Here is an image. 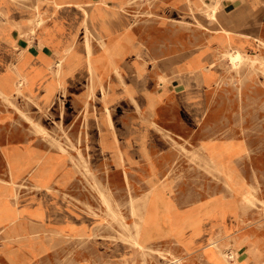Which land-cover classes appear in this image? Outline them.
I'll use <instances>...</instances> for the list:
<instances>
[{
  "label": "rangeland",
  "instance_id": "obj_1",
  "mask_svg": "<svg viewBox=\"0 0 264 264\" xmlns=\"http://www.w3.org/2000/svg\"><path fill=\"white\" fill-rule=\"evenodd\" d=\"M102 1L106 10L94 20L92 11L96 5L91 3V30L82 26L83 36L80 31L75 38L73 53L80 55V60L71 75L59 76L57 68H52L56 77L49 84H38L35 80L31 83L32 80L21 75L15 83L7 82L8 98L0 94V242L3 238L19 240L40 235L46 238L54 235L79 237L72 241L68 260L67 254L57 262L49 258L37 261L40 264L74 263L77 251L84 249L93 255L97 251L94 246L101 241L107 247L117 241L131 245L141 259L140 264H198L176 257L161 245L143 249L135 245L132 238L138 239L140 235L130 224L126 210L135 201L134 215H138L140 209L150 202L149 196H138L140 191L129 182L124 185L119 173L114 172L116 167L124 164L116 162L118 156L122 159V153L118 145L114 149L117 140L113 142L116 138L113 122L116 120L124 125L123 119L127 117V112L122 109L132 108L133 104L136 107L142 105L132 97L137 93L142 101L148 97L149 106L154 108L157 102H161L157 101L160 94L169 88L175 90V84L169 82L175 77L167 80L159 75L156 83L157 72L167 65L178 46L185 49L184 54L197 47L200 49L198 58L188 60L184 69L189 74L178 83L179 89L183 88L181 94L190 106L199 109L202 107L203 86L215 85L207 90L203 125L190 132L191 124L186 121L189 132L185 134H193L194 141L204 137L242 139L240 151L244 155L234 161L228 181L223 179V168L214 160L199 153L190 159L196 163L197 159L203 161L206 167L197 163L199 168L215 177L219 188L220 183L227 181V188L232 193L235 221L241 226L232 247L226 250L229 254L236 251L234 258L229 257L231 264L236 260L238 264H264V3L261 0H221V15L219 11L214 14L212 9L218 0H181L178 3H171V0H124L119 4ZM19 2H33L32 7L36 6V0ZM39 18L35 17L31 34L37 33ZM231 19L233 23L229 26ZM243 19H248L244 29L237 30ZM132 27L136 29L139 42L130 34ZM242 32L249 33L251 38ZM87 40L92 48L93 72L89 71L86 59ZM235 50L241 51L246 59L233 63L229 53ZM109 51L113 52L112 59ZM206 53L208 56H204ZM128 55L130 59H127ZM124 60L132 61L136 66L138 83L133 76L120 77ZM142 61L148 67V79ZM178 70L176 68V72ZM113 72L121 83L109 78ZM78 75L86 76L84 83L73 82ZM105 102L108 103V115ZM160 106L171 108L176 105L162 100ZM28 118L41 125L45 132L39 131ZM155 129L163 132L157 126ZM20 142L25 144L4 147L8 143ZM5 158L10 166L11 180H5L8 179ZM22 168L31 169L30 178L18 181L15 171ZM58 172L61 176L72 172L64 188L69 199L87 211L88 223H75V213L70 216L64 208L60 210L44 200L54 190L52 183L59 181L54 179ZM37 193L42 199L35 197ZM107 200L114 212L119 213L113 215ZM54 219L61 220V229L49 227ZM125 223H129V229ZM137 223L141 233V223ZM212 247L218 252L217 264H226L219 245ZM0 264L7 262L0 258ZM105 264L113 263L106 261Z\"/></svg>",
  "mask_w": 264,
  "mask_h": 264
},
{
  "label": "crops",
  "instance_id": "obj_2",
  "mask_svg": "<svg viewBox=\"0 0 264 264\" xmlns=\"http://www.w3.org/2000/svg\"><path fill=\"white\" fill-rule=\"evenodd\" d=\"M58 1L63 5L60 9L54 6V0L41 4V9L47 12L49 20L45 28H41L37 31V35L33 36L30 31L37 15L33 14L35 9L32 7L33 2L23 4L19 0H9L8 6H3L2 4L5 3L0 0V9L10 11L6 17L1 16L2 24L5 23V19L7 24L0 27V46L6 44V47L0 48V82L15 83L21 75L32 80L28 72L33 69L36 83H53L56 75L51 69L57 68L55 63L62 56L64 48L73 45L76 36L80 33L84 9L90 12L92 9L87 6L92 2L95 5H103L102 0ZM110 1L115 4L124 2V0ZM180 1L171 0V3ZM261 2L264 3V0ZM247 21L248 19H243L237 30L244 29ZM232 23L231 19L229 26ZM242 33L251 38L249 33ZM130 34L139 42L136 29L132 27ZM41 37L43 41H40ZM184 51L185 49L181 50L178 46L167 65L155 75L156 83L159 75H163L167 80L175 77L173 81L169 79V82L175 84V90L169 88V91L160 94L157 101L166 100L176 106L163 108L160 106L161 102H157L156 106L151 108L148 97L142 101L140 97H137V93L132 98L141 101L142 105L136 107L133 104L132 108L122 109L125 113L127 112V117L123 119L124 125L116 120L113 122L116 137L113 142L117 140V144L114 143V149L118 145L122 153V159L118 156L116 162L124 164L123 167H116L114 172L119 173L124 185L127 186L129 182L132 187L140 191L138 196H149L150 202L140 209L138 215L133 214L132 207L126 210L132 226L136 221L141 223V239L148 247L161 245L162 248L170 249L176 257L179 256L184 260L198 264H217L218 252L212 246L219 245L222 251L228 250V247H232L235 242V234L241 226L238 221H235L232 193L227 188V179L229 175H232L234 161L244 155V152L240 151L242 139L204 137L194 141L193 134H185L188 131L185 126L186 121L191 124L190 132L203 125L207 90L213 88L215 83L209 87L203 86L201 108L194 109L190 106L181 94L183 88L179 89L178 83H181L184 75L189 74L184 67L188 60L198 58L200 49L194 48L188 54L182 53ZM129 57L130 55L127 59H130ZM77 60H80V55H74V59L69 63L68 76L74 72L73 68ZM141 64L145 69L148 68L143 61ZM121 65L123 74L120 77L125 79L133 76L138 83L139 76L134 63L124 60ZM176 68L179 69L178 72ZM85 78L84 75H78L73 82L82 84ZM109 78H112L115 83H121L119 76L114 72L109 75ZM145 78H149L147 69ZM58 93L60 91L56 93L54 100ZM155 126L161 128L163 132L155 129ZM24 144V142L8 143L4 147L11 148ZM195 153L212 159L220 165L223 168L221 172L223 179L227 180L226 183H220L219 188L215 177L203 168L201 170V167L197 165L199 163L204 166L203 161L201 162L200 159H197V163L191 161L190 156L193 155L195 158ZM5 164L8 177L5 180H11L10 166L6 158ZM15 174L18 181L25 180L28 176L30 178L31 169L22 168L20 171H15ZM71 174L72 172H68L61 176V172H58L54 179L59 181L52 183L54 190L46 195L44 200L60 210L64 208V212L69 213L70 216L75 213L76 217L73 219L75 223H88L87 211L70 200L64 188ZM36 197L41 198V194L37 193ZM73 220L70 219V221ZM49 227L61 229L62 222L54 219ZM76 239L79 237L68 238L66 235H54L50 238L44 235L27 236L19 240L3 238L0 242V258L7 264H40L37 261L49 258L57 262L68 254L66 258L68 260L72 241ZM94 248L97 251L92 253L93 255L84 249L77 251L74 263L68 264H105L106 261H111L113 264H140L139 261H141L135 254L134 248L122 241H117L110 247L101 241Z\"/></svg>",
  "mask_w": 264,
  "mask_h": 264
},
{
  "label": "bare ground",
  "instance_id": "obj_3",
  "mask_svg": "<svg viewBox=\"0 0 264 264\" xmlns=\"http://www.w3.org/2000/svg\"><path fill=\"white\" fill-rule=\"evenodd\" d=\"M4 1V3L5 4H2L3 6H8V1L9 0H3ZM55 2H54V6L57 8V9H60V8H62V4L58 1V0H54ZM134 1V0H133ZM156 1V0H155ZM202 1H204V0H202ZM24 2V1H23ZM46 2V0H36V6H35V9H34V13L33 14H37L36 15V18H38V16H40V18H39V20L37 21V30L36 31H39L41 28L42 29H44L45 28V26L47 25V22H48V20H49V15L47 14V12L44 10V9H41V4H44ZM83 2V1H82ZM128 2V1H127ZM149 2V1H148ZM93 3V2H92ZM126 3V2H125ZM192 3V2H191ZM68 4V3H67ZM73 4V3H72ZM83 4V3H82ZM1 5V6H2ZM95 5V4H94ZM89 6H91V5H88L87 7H89ZM85 7H86V5H85ZM73 8V7H72ZM190 8V7H189ZM88 9V8H87ZM104 9H105V7H103V6H99V5H96L95 7H94V9H93V19L95 20V19H98V17H99V15H100V13L101 12H104ZM200 9V8H199ZM212 9H213V12H214V14L216 13V12H220L221 13V15L223 14V8H222V5H221V0H218L217 2H216V4L212 7ZM209 10V9H208ZM10 11L9 10H6V11H3L2 9H0V27L2 26V25H4V24H7V21H6V19H5V23L4 24H2V19H1V16H4V17H6L7 15H8V13H9ZM4 13V14H3ZM208 15H210V14H208ZM212 17V16H211ZM8 18V17H7ZM157 19V18H156ZM35 22H36V19H35ZM35 22H34V24H35ZM82 23H83V26L85 27V29L87 28V31H89V30H91V15H90V12L89 11H87L86 9H84V16H83V21H82ZM81 23V24H82ZM32 26H34V25H32ZM80 27L82 26V25H79ZM95 27V26H94ZM236 27V26H235ZM205 28V27H204ZM208 28V27H207ZM219 29V28H218ZM34 30V27H32V29H31V31H30V33L32 32ZM222 30V29H221ZM95 31V30H94ZM225 31H227L228 32V29H225ZM233 31V30H232ZM234 32H235V29H234ZM25 34V33H24ZM36 34V33H35ZM35 34H32V35H35ZM75 34V33H74ZM100 34V33H99ZM37 35V34H36ZM39 35V34H38ZM28 39V38H27ZM89 40V39H88ZM87 40V56H86V59H87V61H88V63H89V71H91V72H93L94 70H95V65H94V62H92V54H91V51H92V48H91V45H90V42ZM92 40V39H91ZM120 40V39H119ZM40 41H43V37H41L40 38ZM99 41H100V39H99ZM117 42H119V41H117ZM73 44V43H72ZM74 45V44H73ZM73 45H71V46H68L67 48H64V50H63V54H62V56L56 61V63H55V65H56V67H57V72H58V74H59V76L61 75H63V74H65V75H67V68H68V65H69V63L74 59V53H73ZM124 47V46H123ZM107 48V47H106ZM197 48V47H196ZM229 49V48H228ZM228 53V52H227ZM111 54H113V52L112 51H109V57H110V59H112L111 58ZM129 54V53H128ZM222 54H224V53H222ZM125 56V55H124ZM229 56H230V58L233 60V63H234V61H241V60H245L246 59V57L242 54V52L241 51H239V50H235V51H233V52H230L229 53ZM67 59H69V62H67ZM257 61V60H256ZM231 62V61H230ZM249 63V62H248ZM255 63V62H254ZM31 64V63H30ZM113 64H115V63H113ZM237 65V64H236ZM235 65V66H236ZM213 66V65H212ZM116 68V67H115ZM214 68V67H213ZM99 69V68H98ZM196 70V69H195ZM29 76H30V78L32 79V80H35V77H34V72H33V69H30L29 70ZM93 74V73H92ZM123 79V78H122ZM6 81V80H5ZM101 81V80H100ZM101 83V82H100ZM102 84V83H101ZM7 82H0V94L1 95H3L5 98H8V96L6 95V88H7ZM143 86H144V84H143ZM8 87H10V86H8ZM146 89V88H145ZM91 91H93V88H92V90ZM48 92V91H47ZM93 92H90V94H92ZM32 94V93H31ZM19 96V95H18ZM13 97V96H12ZM13 101V100H12ZM36 101V100H35ZM11 104H12V102H11ZM105 104H106V111H107V115L109 114V108H108V103L107 102H105ZM12 105H14V104H12ZM16 106V105H15ZM19 111H22V110H20V109H18ZM27 113V112H26ZM29 119V121H30V123H32L33 125H37V127H38V130L39 131H42V132H45V129L44 128H42L41 127V125H39L36 121H34V120H32V118H28ZM111 123V122H110ZM56 144H58L59 145V147L60 148H62L63 149V147H62V145L56 140ZM201 157V156H200ZM197 158V157H196ZM203 159H205V158H203ZM88 162V161H87ZM195 162V161H194ZM214 162V161H213ZM209 163V162H208ZM208 165V164H207ZM125 172V171H124ZM85 173H87V171L85 172ZM231 174V173H230ZM242 176V175H241ZM230 178V177H229ZM237 178H239V177H237ZM232 179V178H231ZM23 181V180H22ZM236 181V180H235ZM237 181H238V179H237ZM17 183V182H16ZM17 185H19V184H17ZM38 185V184H37ZM39 186V185H38ZM21 187H22V185H21ZM42 187V186H41ZM249 187V186H248ZM47 188V187H46ZM5 189V188H4ZM51 189V188H50ZM12 190V189H11ZM110 190V189H109ZM38 191V190H37ZM40 191V190H39ZM240 191V190H239ZM2 192V191H1ZM14 192V191H13ZM104 192H106V191H104ZM6 193V192H5ZM129 193V192H128ZM103 194V193H102ZM0 195H1V193H0ZM6 195V194H5ZM104 195V194H103ZM35 196V195H34ZM36 197V196H35ZM104 198H105V196H104ZM130 198V197H129ZM20 199V198H19ZM107 199V198H106ZM128 200V199H127ZM132 200V199H131ZM130 199H129V201H131ZM106 203L108 204V207H109V210L113 213V215L115 214V212H117V213H119L118 211H115L114 212V210H113V208H112V205L109 203V201L107 200L106 201ZM134 203H135V201L132 203L133 204V207H132V204H131V209H133L134 211H132L133 212V214L135 213V209H134ZM27 204V203H26ZM111 205V206H110ZM144 205V204H143ZM139 207V206H138ZM17 209V208H16ZM116 210H117V208H115ZM138 209H140V208H138ZM116 216V215H115ZM122 216V215H121ZM116 218H117V216H116ZM118 219V218H117ZM116 220V219H115ZM123 220V219H122ZM121 220V221H122ZM241 220V219H240ZM90 221H92V220H90ZM95 221V220H94ZM117 221V220H116ZM124 221V220H123ZM123 221H122V224H123ZM97 222V221H96ZM98 223V222H97ZM99 224V223H98ZM102 224V223H101ZM119 224H121V223H119ZM97 225V224H96ZM128 223H125V226H127V228H128ZM135 228H136V233H138L139 235H140V238H138V239H136L135 237V239L134 238H132L133 240H135V241H133V242H135L136 244V246H138V247H140V248H147L148 246L144 243V241H142V239H141V233H140V230H138V227H139V224L137 223V222H135ZM129 229V228H128ZM127 229V230H128ZM46 230V229H45ZM135 230V229H134ZM47 233V232H46ZM80 234V233H79ZM92 234V233H91ZM96 234V233H95ZM212 234V233H211ZM135 234H133V236H134ZM82 236V235H81ZM37 237V236H36ZM73 237V236H72ZM85 237H87V236H85ZM81 239V238H80ZM210 239V238H209ZM80 241V240H79ZM132 242V243H133ZM167 242V241H166ZM134 245V246H135ZM215 246V245H214ZM153 248V247H152ZM178 248V247H177ZM77 249V248H76ZM103 252V251H102ZM173 252V251H172ZM142 253V252H141ZM224 255H225V262H226V264H231V260L229 259V257H232V258H234V254H236V251L235 250H233V252H231L230 254L229 253H226V251H223L222 252ZM233 253V254H232ZM222 255V254H221ZM220 257V256H219ZM236 260V259H235ZM234 260V261H235ZM235 264H238V261L236 260L235 262H234ZM233 263V264H234Z\"/></svg>",
  "mask_w": 264,
  "mask_h": 264
}]
</instances>
